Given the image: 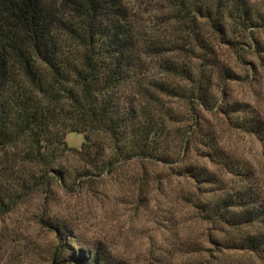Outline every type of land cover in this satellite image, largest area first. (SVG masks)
Wrapping results in <instances>:
<instances>
[{
	"label": "trees",
	"instance_id": "obj_1",
	"mask_svg": "<svg viewBox=\"0 0 264 264\" xmlns=\"http://www.w3.org/2000/svg\"><path fill=\"white\" fill-rule=\"evenodd\" d=\"M262 29L264 0H0V264H36L31 226L46 264L143 263L117 251L119 210L97 215L109 193L137 213L167 198L217 264H264V171L235 148L264 147V112L221 59L245 47L264 70Z\"/></svg>",
	"mask_w": 264,
	"mask_h": 264
},
{
	"label": "rangeland",
	"instance_id": "obj_2",
	"mask_svg": "<svg viewBox=\"0 0 264 264\" xmlns=\"http://www.w3.org/2000/svg\"><path fill=\"white\" fill-rule=\"evenodd\" d=\"M149 8L151 7L148 6L147 9ZM255 39L264 45V29L255 36ZM221 59L229 64L234 76H237L239 80L235 81L236 83L232 82L229 87L231 98L250 100L253 105L263 109L264 112V70L257 65L256 70L253 68L251 63L254 62V58L250 50L245 47H240L237 50L223 48L221 49ZM239 139V142L235 139V148L242 147L243 154L252 162L261 163L259 169L264 171V147L260 148L257 144L246 143L245 139L241 137ZM65 142L68 147L79 149L83 143V137L79 134L69 133L65 137ZM174 186L184 188L185 184L183 181L173 180L172 187L174 188ZM118 194L121 195L122 193L118 192ZM105 196L100 201V209L96 208L98 210L96 211L97 215L102 217V209L106 210L107 213L111 210H119L115 213L114 219L111 217L106 221L114 220L112 223L110 222L116 229L114 233L116 235L121 234L118 240L120 246L117 251L128 256L129 259L136 262L143 261L140 264H156L151 255L160 254L168 261H174L176 258L179 261L185 258L192 264H217L226 256L217 253V248L208 243V236L212 234L209 226L203 225L189 215L180 217L177 213L181 210L179 206L175 208L177 216L170 215L171 207L167 198L159 197L156 203L150 206L148 212L140 211L137 213L134 207H126L124 211L120 209L113 202V193H109L112 199L108 195ZM94 211L93 208L86 211L87 216H91ZM186 212L184 211L183 214ZM80 218L78 217V219ZM103 224L107 223L103 222ZM92 226H94L93 221ZM107 227L108 225H105V228ZM28 231V238L30 237L35 242L39 254L43 256L40 257L39 254L36 256V264H46L44 260L49 253L51 238L33 226L29 227ZM84 231L91 235L95 229L86 227ZM109 231L113 233L111 230ZM104 232L110 233L106 229ZM211 238L213 237L211 236ZM193 250H197V252H192Z\"/></svg>",
	"mask_w": 264,
	"mask_h": 264
}]
</instances>
